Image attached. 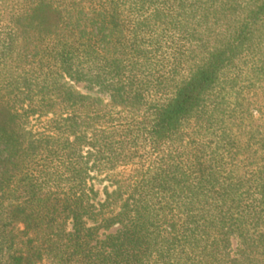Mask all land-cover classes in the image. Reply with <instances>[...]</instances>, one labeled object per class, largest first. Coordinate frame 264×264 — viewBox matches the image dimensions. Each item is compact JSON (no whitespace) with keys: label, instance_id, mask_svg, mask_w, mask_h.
Wrapping results in <instances>:
<instances>
[{"label":"trees","instance_id":"1","mask_svg":"<svg viewBox=\"0 0 264 264\" xmlns=\"http://www.w3.org/2000/svg\"><path fill=\"white\" fill-rule=\"evenodd\" d=\"M0 264H264V0H0Z\"/></svg>","mask_w":264,"mask_h":264},{"label":"rangeland","instance_id":"2","mask_svg":"<svg viewBox=\"0 0 264 264\" xmlns=\"http://www.w3.org/2000/svg\"><path fill=\"white\" fill-rule=\"evenodd\" d=\"M76 86H77L78 89H82V84L81 83H77ZM44 119L45 118H42L40 121L42 122V121H44ZM31 125H33L34 127L40 126V124L38 125V123L35 122V120L31 121ZM96 186L99 187V188L101 187V185H98V184H96Z\"/></svg>","mask_w":264,"mask_h":264}]
</instances>
